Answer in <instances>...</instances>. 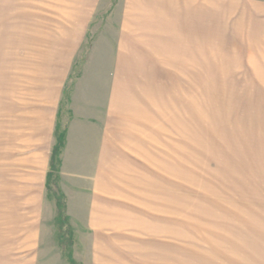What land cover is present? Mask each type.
Instances as JSON below:
<instances>
[{"label":"rangeland","instance_id":"374dc122","mask_svg":"<svg viewBox=\"0 0 264 264\" xmlns=\"http://www.w3.org/2000/svg\"><path fill=\"white\" fill-rule=\"evenodd\" d=\"M0 264H264V0H0Z\"/></svg>","mask_w":264,"mask_h":264},{"label":"trees","instance_id":"16d2710c","mask_svg":"<svg viewBox=\"0 0 264 264\" xmlns=\"http://www.w3.org/2000/svg\"><path fill=\"white\" fill-rule=\"evenodd\" d=\"M61 144H58L56 147H55V151H54V155H53V158H52V163H51V171L49 173V177H51V175L53 174L54 172V167H55V164H54V160H55V157L57 156V153L59 151V148H60ZM63 200V199H62Z\"/></svg>","mask_w":264,"mask_h":264},{"label":"crops","instance_id":"0c3cea01","mask_svg":"<svg viewBox=\"0 0 264 264\" xmlns=\"http://www.w3.org/2000/svg\"><path fill=\"white\" fill-rule=\"evenodd\" d=\"M117 95H115V93H112V97H111V104L112 103H115V101H116V99H117V97H116ZM35 192V191H34ZM34 200V199H33Z\"/></svg>","mask_w":264,"mask_h":264}]
</instances>
